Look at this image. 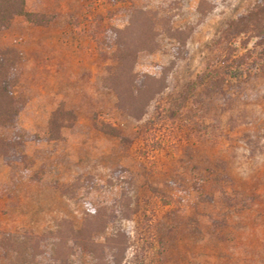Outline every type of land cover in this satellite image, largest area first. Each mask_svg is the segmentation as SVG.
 <instances>
[{"label":"rangeland","instance_id":"374dc122","mask_svg":"<svg viewBox=\"0 0 264 264\" xmlns=\"http://www.w3.org/2000/svg\"><path fill=\"white\" fill-rule=\"evenodd\" d=\"M162 1L176 14L174 26L193 33L169 73L162 112L138 122L102 85L114 51L104 33L126 27L125 2L26 0L28 11L55 22L34 27L38 43L28 39L19 55H35L16 93L27 99L20 125L39 140L26 145L32 166L0 164V229L41 235L64 219L78 228L88 204L118 210L128 198L132 221L116 220L96 239L129 228L123 264H264V73L249 72L264 51L250 33L226 39L229 24L260 0H212L205 17L196 12L199 0ZM15 24L27 26L20 18ZM168 63L166 54L144 55L136 70L160 77ZM219 86L227 103H207ZM171 102L182 117L162 110ZM58 109L63 140H48ZM106 125L121 138L103 133ZM81 263L94 264L93 257Z\"/></svg>","mask_w":264,"mask_h":264},{"label":"trees","instance_id":"16d2710c","mask_svg":"<svg viewBox=\"0 0 264 264\" xmlns=\"http://www.w3.org/2000/svg\"><path fill=\"white\" fill-rule=\"evenodd\" d=\"M181 1L173 0V3L179 4ZM123 2L128 24L123 29L107 28L104 33L106 42L114 46V51L110 55L111 71L102 78V85L115 94L120 111L141 122L154 109L157 114L162 112L159 100L163 99L168 90L169 73L177 61L185 57L187 43L193 32L190 26H174L176 14L171 12L170 4L162 0ZM214 8V1L199 0L196 12L205 17ZM18 18L26 22L28 27L17 28L15 21ZM54 22V15L28 11L26 0H0V164L33 165L26 153V145L31 140H39V137L30 134L20 125L19 117L27 105V99L17 95L16 87L25 66H28L29 57L34 61L35 55L30 54L28 59L19 55L28 39L33 38V42L38 43L34 27L47 29ZM75 27L78 28V25ZM238 33H250L257 37L258 46L264 51V0L258 1L247 13L239 14L229 24L226 39L231 34ZM156 53L169 57L168 65H160V77L137 72L136 66L140 57ZM260 57H264V52ZM250 65L249 72L252 76L264 73V60L259 57L250 62ZM230 68L239 69L241 66L226 67ZM227 98L228 95L221 86L212 87L206 94L207 103L216 101L225 105ZM176 104L171 102L168 108L163 105L162 110H175L176 118H180L181 107ZM63 114L61 109L53 113L49 122L48 140H63ZM106 130L101 131L121 138L120 132L114 126L106 125ZM129 201L128 198L124 200L123 206L118 205V210L108 205L88 204L87 214L78 228L64 219L56 224L55 231L41 235L0 229V264H82L81 259L85 254L93 257L94 264H123L129 247V228H119L117 233L106 238L104 242L96 239L116 220L119 222L127 218L132 221ZM7 210H2L1 213L8 214Z\"/></svg>","mask_w":264,"mask_h":264}]
</instances>
